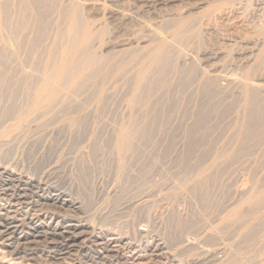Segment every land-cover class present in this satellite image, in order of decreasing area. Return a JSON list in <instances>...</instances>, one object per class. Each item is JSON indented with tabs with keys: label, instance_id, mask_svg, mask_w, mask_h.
Listing matches in <instances>:
<instances>
[{
	"label": "bare ground",
	"instance_id": "6f19581e",
	"mask_svg": "<svg viewBox=\"0 0 264 264\" xmlns=\"http://www.w3.org/2000/svg\"><path fill=\"white\" fill-rule=\"evenodd\" d=\"M53 10H57L60 13V15L64 18V29L61 32V34H59V38L57 39V42L54 43L55 45L51 49L47 50L45 63H43V67L42 66L40 67L41 70H38L37 64L35 65L37 67V69H36L37 72L40 71V75L38 77L39 78L38 82L34 81L33 79L30 80L31 82H28L29 80L27 81V85L29 83L31 84L33 81L34 82L32 84L33 85L36 84L34 86V88L29 87L30 85L28 86L29 88H31V91H30L31 93L30 92L28 93V95L30 94V102H29L28 106L22 108L20 111L18 110V115H17L15 121L13 122V124L12 125L10 124L11 126L7 125V127H4L2 130L0 129V139H1V137H3V138L9 137L10 135H13V133L15 134V132H17L19 129H21V131H22V128L26 127V124H27L26 122L28 119H30V122H31L35 118V121H36V116L35 117L33 116V118H32L33 120H31V117H32V115H38V112H41V113H44L47 115H50V114L53 115V113L56 111V108L54 109V112H52L50 114H48V113L54 107H56V105H57L56 103L59 102L58 101L59 99H61L60 102L62 103V105H60V107L61 106L63 107V105L67 106V103H69L68 102L69 99H74V102H75V98H76L77 94H79L78 92H81L82 90L84 92L85 89H88V92H89L90 89H93L89 93H91L90 95L94 101L95 108L97 110L95 108L94 109L96 110L95 112H97V111H99V109L102 108L103 105L106 104V103L104 104L105 101L109 102V97H111V96L113 97V95L116 94L117 92H118L117 94L119 95V92L122 91L124 93V95L126 94V96H127V98L124 96L126 98L124 100V102L126 101V106L128 107L127 109H128L129 114L127 113L128 114L127 115L126 113H124L127 116L125 118L123 117L122 119H120V121L118 120V122L113 127L114 131L112 130L114 133L113 134L114 140H113V145H112L113 149L112 150H114L113 154L115 157V159H114V157H113V159H114V161L116 160V163H115L116 167H117L116 170L117 171L119 170L118 172L120 174V171L123 170L128 165V164L125 165V163L127 162L126 158L129 157L134 152V150H136V147L138 148V146H136V144H137L136 139H137V136H139V134L141 132L143 133V131L146 130L145 126L148 125L149 123H151L152 121H154L155 119H158L159 117H161L164 113L168 114V112L172 111V109L175 110L174 106L176 105L177 101L182 105L183 102L181 103V101L187 99V97H186L187 95L183 93V92H186V90H187V89L185 90V88L187 86L192 85V83H195V84H197L195 92H197V96H198V99H200V101H198L199 103L197 104L195 110H193L195 118H194L193 124L190 127V132H189L190 143L192 140L194 141V139H197V141H198V139H200V141H202L201 139H204L206 136L205 132H204V131H206L205 130V124L208 123V121H210L211 117L213 118L217 115L220 116L222 113L224 114V113H227L229 111L232 112L233 109L236 110L237 107H235V105H237V104H235V102L239 103L238 108L235 112H238L239 114L238 113L237 114L240 115L239 119L235 122V124L233 123L235 125L234 130L236 132V133L234 132L235 134H233L235 136V138L233 136L235 150H231V149H227L228 151L223 150L224 153L223 154H222V152L218 153L219 156H217L218 154L214 156L212 153V155L214 157V158H212L213 160H211L212 162L209 165H204L205 167L204 166L201 167L200 170L198 171L196 177H195V178H197L195 180V182L199 183V186H197V187H199V190H197V188H196L197 192L199 191L198 192L199 193L198 200H199L201 206L203 207V209H205L207 207L209 199H211V197H210L211 195L209 194L210 185L212 183V180L210 178V174L214 172V171L211 172V170H214L213 168H216L215 166H217L219 164V158L221 156H223L224 162L225 161L231 162L232 160H234V158L236 156H238L239 153H241L242 151H245L247 146L257 144L264 137V0H0V32L3 31L4 29H8V31L11 33L10 39L8 38L10 41L8 40L9 42L8 41L6 42V40H5L6 43L4 42L5 44H2L3 49L0 50L1 51L0 53L2 55V56L0 55L1 56L0 59H1V61L3 60V64H4L3 66L6 65L4 63V62H6V60L9 61V58L16 56L17 53L19 54L20 51L16 53L17 48H19L20 46L22 47V45H24L26 42L29 43V44H27V43L26 44L29 45V47L31 48V52H30L31 54L28 52L29 53L28 55L29 56L31 55L30 57H32L33 49L36 50L35 46L37 45V43H40L39 39H41L42 36L44 35L45 31H47L46 30L47 22H49L48 18H49V15L53 12ZM104 15L107 16L106 19L108 18L109 23H102L101 22V19ZM29 31L32 32V34H31V36H28V38H27V35H28L27 32L29 33ZM25 38H27V39L25 40ZM1 40L4 41L3 39H1ZM1 40H0V42H1ZM205 43L208 46H206ZM37 46H39V45H37ZM203 47H204L203 58L201 59L202 63L199 64V59L197 58L196 54L199 50H202ZM18 50H20V49H18ZM231 52H234V55H231L232 57L234 56L233 58L229 57V54ZM33 55H35V54H33ZM18 56H16L17 60H18ZM35 57H36V55H35ZM13 58H12V60H13ZM1 61H0V64H2ZM31 64H33V63H31ZM3 66L0 65V67H1L0 68V75L3 74V72L1 71V69H4ZM27 66H28V64H27ZM32 67L33 66H31V69L33 70L34 68H32ZM227 67H229V69H230L229 72H228V69L226 71ZM7 71L8 70H6V72ZM10 72H11V69H10ZM13 72L14 71H12V73ZM23 72H26V69H25V71L23 70ZM8 73H9V71L7 72V74ZM27 73L29 74V71ZM9 74H11V73H9ZM24 74L25 73H23L22 75H24ZM31 75H34V73L32 72ZM3 76H4V74H3ZM3 76H0V77L3 78ZM5 76H4V78H5ZM8 76H7V78H8ZM35 76L36 75H34L33 77H35ZM12 77H13V79H15L14 78L15 76L13 74H12L11 78ZM24 77L21 76V78H19V79L22 80ZM26 77L23 79L25 83H26V81H25ZM16 78L18 79L17 76H16ZM28 78H29V76H28ZM31 78H32V76H31ZM35 78H37V77H35ZM5 80H6V78H5ZM35 80H37V79H35ZM7 81H8V79L6 80V82ZM9 81H11V79ZM1 82H3L2 84L5 83L2 80L0 81V83ZM12 82H14V80ZM12 82H11V84H9V87H10V85L16 83V81L14 83H12ZM116 82L119 83V85H117ZM7 83L4 84V86H6V85L8 86ZM22 84H23V82H22ZM22 84H21V86H23V87H24V85L26 86V84H23V85ZM32 84H31V86H32ZM110 84H112L111 90H109V87H108V85L110 86ZM15 85H18V83ZM19 86H18V88H19ZM20 88H22V87H20ZM4 89L5 88H3V90ZM10 89L12 91L11 87H10ZM25 89H27V88L24 87V90ZM231 89L236 90V92H233V94L235 93L234 97L232 94L233 99L231 98L232 100H230V102H228L226 104L221 103L220 102L221 99H218L217 97L218 96L221 97L220 95H223V97H224V94L225 93L227 94V92H229ZM1 90L2 89H1V84H0V92H1ZM21 90H23V89H21ZM6 91H8V88ZM16 91H14V92H16ZM2 92H4V91H2ZM12 92H11V94H12ZM23 92H24V97H25V91H23ZM85 93H83V94H85ZM2 94H4V93H2ZM13 94L15 95V93H13ZM7 95L9 96V93H6V96ZM14 95H11V98L16 97ZM118 95H116V97ZM160 95L165 96V99H163V97H161V99H163V101L165 100L164 104H162V102H160L161 99L159 100ZM1 96H3V98H5L4 95H1ZM21 97L22 96H20V98ZM114 97H115V95H114ZM9 98H10V96H9ZM228 98H229V96H228ZM26 101H24V102H26ZM83 101H82V103H83ZM76 102H77V104H79L80 101H76ZM82 103L79 105H77L75 103L77 105V107H75L74 114L72 113L74 116L71 115V117H67L68 119L66 121H62L63 122L62 124H65L64 126L71 128V127H74L75 125H79L80 123L82 124V121L84 118H85V122L83 121V125H84V123L86 124V121H88L87 119H89V118L85 117L86 114H88L87 112H85L84 115H83V113H81L83 110L85 111L84 107L86 106V105L84 106V104H82ZM111 103H113V102H111ZM20 105H21V103H20ZM18 106H19V104H18ZM23 106H24V104H23ZM69 106H70V103L67 106V108H69ZM57 107H59V106H57ZM3 108H4V106H3ZM8 108L11 109L12 107L9 106ZM8 108L7 109L4 108L3 111H5V109H6V111L8 113H12V112H9L10 110ZM17 108L18 107H16L15 109L17 110ZM19 108H21V107H19ZM104 109H105V107H104ZM137 109H139V110L141 109V112H144L143 113L144 116L142 115V117H140V114L139 115L133 114L136 112ZM60 110H61V108H60ZM76 110L81 111L80 112L81 114L78 113ZM3 111H2V113H3ZM0 112H1V110H0ZM8 113L5 115L6 117H7ZM58 113H59V111H58ZM62 113H63V110L60 114H62ZM101 113H103V112H101ZM15 114H16V112H15ZM63 114L64 115L62 117L67 115L66 113H63ZM68 114H70V112ZM75 114H77V115H75ZM96 114H94V116ZM0 115H1V113H0ZM89 115H90V113H89ZM40 116H39V118H40ZM54 116H55V114H54ZM68 116H70V115H68ZM136 116H139V120H140V118H143V117H144V119L142 121H139ZM56 117H59V116H56ZM118 117H120V116H118ZM51 118H49V120ZM54 119H53V121H54ZM63 119L65 120L66 117H64ZM1 120H0V124H1ZM219 120H220V118H219ZM43 121L44 120L40 121L41 124ZM156 121L158 122V120H156ZM44 122H47V121H44ZM48 123H49V121H48ZM24 125H25V127H24ZM43 125H46V124L43 123ZM29 126L30 125H28L27 127H29ZM81 127H82V125H81ZM165 127H166V125H165ZM41 128H42V126H41ZM75 128H76V126H75ZM149 128H150V126H149ZM218 128H219V126H218ZM162 129L163 128H161V130ZM74 130H76V129H74ZM79 133H80V131H79ZM92 133H94V132H92ZM145 134H147V133H145ZM143 135H144V133L142 134V136ZM142 136L140 135V137H142ZM144 137H145V135H144ZM146 137H147V135H146ZM146 137H145V139H146ZM111 138H112V135H111ZM5 139H7V138H5ZM95 139H93V140H95ZM138 139H139V137H138ZM142 140H141V142H143ZM231 141L233 143L232 138H231ZM1 143L2 142L0 141V144ZM102 143L104 144V142H102ZM211 143H213V141L210 142V144ZM140 144H142V143H140ZM250 148H252V147H250ZM105 149H107V148L105 147ZM135 152L137 153V151H135ZM206 153H207V151H206ZM133 154L131 156H133ZM220 154H222V155H220ZM111 157H109V158H111ZM127 159L129 161V158H127ZM221 159H222V157H221ZM221 159H220V161H221ZM59 160H60V158H59ZM4 165H7V164H4ZM190 165H191V163H190ZM202 165H203V163H202ZM11 166H14V165H11ZM145 166H148V165H145ZM186 167H187V164H186ZM134 168H136V167H134ZM146 169H148V168H146ZM137 170H139V169H137ZM189 171H186V172H189ZM183 173H184V171H183ZM0 175H3V177H5V178H3L4 181H6V183H4V187H6L8 189L9 186L11 188V185L14 184L13 188L16 192V193H13V191H12V193L9 192L10 194H8L7 193L8 190L4 189L3 195L6 197L5 199H7V200H5V199L4 200L8 201L7 202L8 205H5L4 207L0 208V239H1L0 242L3 240L4 243H7L6 246L9 248V250H10L9 252L12 253L13 256L19 255V257L23 258V256L27 255L26 254L27 250L24 251L23 249L25 248V246H27L29 244V242L33 243V241H29L27 239L28 237L26 235H24V234H27V233H24L22 230L24 228V223H22L20 221L21 219L20 220H18V218L16 219V216H14L15 210L14 209L12 210L11 208L15 204H21L22 201L24 202V200L27 198V197H25L26 187L28 185H30L31 183H33V181L29 177H26V176L21 175V174H17L14 171L9 170V167L3 168L0 166ZM185 178H186V175L183 179L185 180ZM131 182H132V180H131ZM193 188H194V186H193ZM30 189H29V191H31ZM33 191H32V193H33ZM140 192H139V194H140ZM256 192H259V193H256ZM63 193H64V191H63ZM250 193H252V192L250 191ZM250 193H248L245 196L246 199L243 197L245 199V200L243 199V202H241V199H240V202L237 201L238 204L239 203L240 204L239 205L237 204V206L235 205V207L232 206L233 207V208H231L232 210H230V211L228 210L229 213H227L228 212L227 211L226 212L227 214L224 216V219H225L224 221H227V222H225L226 224L227 223L230 224L229 221L231 223L237 222L236 224H238V222L242 221L243 222L242 224H246V222H249V220L252 218V213L253 212L255 213L258 211L252 210L253 211L252 213L249 211L251 213V215H250L251 218H250V216L247 215L250 218V219L248 218L249 220L247 219L248 220L247 221L245 219V218H247V217H245L246 215L244 216L245 211L242 210L243 205L246 204L247 207L251 206L250 208L248 207V209H250V210L253 209L254 206H255V208L257 206L260 207V209L259 208L258 209L261 211V214L259 211L260 215L257 213L258 216L256 215L255 218H253L256 220V223H254V225H250V223H251V221H250L249 224L247 223L248 224L247 226H245V225L243 226L245 228L242 229L243 230L242 239L247 241V242H249V241L252 242L253 239L258 238L257 236L260 232L262 234H264V190L253 192L256 194H253V193L250 194ZM248 195H249V197H247ZM65 198H63V196H61V195L58 197L55 195V197H52L51 200L53 202H56V203L58 202L60 204V206H63L64 208L70 207L76 213H78L81 209H83L82 205L77 203L76 200L75 201L71 200L72 198L67 200ZM162 198H164V197H162ZM34 202H36V201H34ZM25 203H26V201H25ZM43 203H40V204L43 205ZM92 203H93V201H92ZM17 207H19V206H17ZM142 208H144V207H142ZM26 209H27V207H26ZM33 212H35V211H33ZM80 212H82V211H80ZM247 212L248 211L246 210V214H247ZM37 213H38V211H37ZM24 214H25V212H24ZM29 214H30V212H29ZM34 214H36V212ZM254 215H253V217H254ZM29 216H32V215L30 214ZM22 217H24V216H22ZM34 218H36V217H34ZM195 219H197V217ZM255 220L252 221V224H253V222H255ZM47 221H48V219H47ZM54 221L51 220L50 222H48L49 224H47L46 226H43V227H41L42 225L38 226V225L33 224L32 227L30 228V232L32 234H35L36 236H40V234L45 233L46 235L48 234L51 237L57 236V235H61L62 237H65V238L67 237L68 238L67 239L68 240V246L64 250H72L75 246L74 243L77 241L78 237L85 236L86 234H89L90 228H89L88 223H79L80 221L75 222L73 219H70V220H67V222H69V224L67 223L65 226L63 224H61V225H63V227H60L61 225L59 226V221L56 220V223ZM25 222H27V220ZM190 223L188 222L187 224L189 225ZM235 223H233V224H235ZM240 224H239V226H240ZM186 227H188V226H186ZM171 229H172V227H171ZM186 229H188V228H186ZM16 230H18V231L20 230V234H22L20 236L18 235V238L16 236L15 237L11 236V235H13V232ZM25 232H27V231H25ZM91 234H93V233H91ZM218 234H219V232H218ZM113 235H115V234H113ZM122 236L123 235H121L120 237L122 238ZM36 240L40 241V239H36ZM94 241L96 242V244L98 242L99 243L98 247L101 248V251H99L97 253L98 254L97 258L99 260H102L108 256L111 258V259L110 258L109 259L112 260L113 257H111V256H114L117 261L122 260L126 264H134L135 263V256L134 255H129V254L125 255V254H123V252L122 253L119 252L118 249H121V248H118V245H119L118 243L122 241L121 239H114V238L108 239V237L105 238L103 235H100V236H96L94 238ZM149 243H151V242H149ZM261 244H263V243H261ZM152 245H154V246H152ZM152 245L151 246L155 249H158V247H159V244L156 242H153ZM122 247H123V245H122ZM21 249H22V251H21ZM133 249H131V250H133ZM64 250H63V253H64ZM229 252H231V251H229ZM150 253H149V255H150ZM153 253H155V252H153ZM159 253L162 254V252H159ZM133 254H135V253H133ZM138 254H139V252H138ZM143 254H145V253H143ZM143 254H141V256ZM72 255H73V253H72ZM145 255H148V253ZM145 255H144V257H145ZM13 256H11V259ZM30 256H32V255H30ZM70 256H68V257L70 258ZM94 256H96V255H94ZM141 256H140L139 260L142 261L143 258L141 259ZM159 257H160V255H159ZM55 259H57V258H55ZM146 260L147 261H145V262H147V263L150 261L149 258ZM228 260H229V264H232V263L237 264V262H235V261H237V260L241 261V252L237 251V248H236L235 250H233L229 254ZM228 260L225 261L226 262L225 264L228 263L227 262ZM96 262H98V261H96ZM137 263H138V260H137ZM139 263L143 264L144 262H139ZM87 264H88V262H87Z\"/></svg>",
	"mask_w": 264,
	"mask_h": 264
},
{
	"label": "rangeland",
	"instance_id": "374dc122",
	"mask_svg": "<svg viewBox=\"0 0 264 264\" xmlns=\"http://www.w3.org/2000/svg\"><path fill=\"white\" fill-rule=\"evenodd\" d=\"M106 17H107L106 15L102 17L101 19L102 23H109V20L108 18L106 19ZM48 21H49L47 22L48 29L46 28L47 31H45L44 33L45 36L43 35L42 38L39 39L40 43H37V45L39 46L36 45L35 46L36 50L33 49L32 51V53L35 54L36 57L33 54H32V57H30L31 55L30 56L28 55L31 52V48L29 47V45H27L29 43L25 41L27 44L24 42L25 44L22 45V47L20 46L21 48L20 47L17 48L16 53L20 51L19 54L18 53L17 55L15 54L16 56L19 55L18 60L16 56H13L14 58L13 57L9 58L10 62L6 60V62H4L6 65L3 66L4 65L3 60L1 61L0 59L2 63L0 65L4 67V69H1V71L3 72L4 76L6 75L5 76L6 80L8 79L7 81L8 83H7L3 74L0 75V76H3L4 78L3 79L0 77L1 78L0 81L2 80L5 82L4 84L6 83L8 84V86L7 85L4 86V84H2L3 82L0 83L1 89H2L1 92L4 91L2 92L4 94L0 92V102H1L0 103L1 104L0 105L1 106L0 107V110H1L0 118L2 119V120L0 119L1 120V124H0L1 130L4 127H7V125L11 126L13 124V122L15 121L18 115V110L20 111L22 108L28 106L30 102V94L28 95V93L31 91V88L32 87L34 88V86L36 85V84L33 85L32 83L34 81L38 82L39 80L38 77L40 75V71L37 72L36 69L38 67V70H41L40 67L41 66L43 67V63H45L47 50L51 49L55 45L54 43L57 42V39L59 38V34H61V32L64 29V18L60 15V13L57 10H53V12L49 15ZM27 34L26 35L28 38V36H31L32 32L29 31V33L27 32ZM10 35L11 33L8 31V29H4L3 31L0 32V40L1 39L4 40V41L1 40L0 48L3 46L2 44H5L10 39ZM27 38H25V40ZM206 43L205 45L208 46ZM204 47L202 50H199L196 54L197 58L199 59V64L202 63L201 59L203 58ZM2 49L3 47L0 50ZM231 53L229 54L230 58L232 57L231 55H234V52H231ZM36 64H37V67L35 66ZM31 66H33L32 67L34 68L33 70L31 69ZM10 69H11V72H10ZM25 69H26V72H23V70L25 71ZM227 69L229 72L230 71L229 67L226 68V71ZM6 70H8L9 73L11 74L9 73L7 74L8 71L6 72ZM27 70L29 71V74L27 73L28 72ZM12 71H14L15 73L14 72L12 73ZM31 71L34 73V75H36L35 77L37 78L33 77L34 75H31L32 74ZM23 73H25L26 75L25 74L22 75ZM12 74L15 76L14 77L15 79H13V77L11 78ZM16 76L18 77V79L16 78ZM21 76L22 77L27 76L25 80L26 83L23 80L25 77L22 80L19 79L21 78ZM28 76L30 79L28 78ZM9 78L11 79V81H9L10 80ZM12 79L14 80V82L16 81L15 84L18 83V85L12 84L10 85V87L12 88V91L19 90L18 92L17 91L12 92L9 87V84H11V82L13 81ZM32 79L34 80L31 83L32 86L30 83L27 85V81L29 80L28 82H31L30 80ZM22 82L23 84H26V86L24 85V87L27 89L24 90V87L21 86ZM116 84L119 85V83L117 82ZM196 85L197 84L192 83V85L187 86L185 88V90L186 89L187 90L186 92H183V93L187 95L186 96L187 99L181 101V103L183 102L182 105L177 101L176 105L174 106L175 110L172 109V111H169L168 114L164 113L161 117H159L158 119H155L154 121H152L151 123L145 126L146 130L145 129L144 130L146 132L143 131V133L145 137L147 135L146 139L144 135L142 136L143 134L142 132L139 134V136H137L136 146H138L139 149L135 146L136 150H134L133 152L134 154L132 153L133 156H131L132 155L131 154L129 157H127L129 158V161L126 158V161L128 163L126 162L125 165L127 164L128 165L123 170H121L122 172L120 171V174L118 172L119 170L118 171L116 170L117 169L116 164H115L116 160L114 161L115 157L113 154L114 150H112L113 149L112 145H113V140H114L113 139L114 137L113 127L118 122V120L120 121V119H122L123 117L125 118L129 114L128 109H127L128 107L126 106V101L124 102L127 96L126 94L124 95L122 91L119 92V95L117 94L118 92L114 94L115 97L114 95L113 97L111 96L112 98L109 97V102L108 101L104 102V104L105 103L106 104L102 106L103 109L101 108L99 109V111L95 112L97 109L95 108L94 101L90 95L91 93H89L93 89L89 88L90 89L89 92H88V89H85L84 92L82 90L81 92H78L79 94H77L75 98V102H74V99L68 100V102L70 103V106H69L70 109L67 108L69 103H67V106L65 105L66 107L64 105L63 107L62 106L60 107L62 103L60 102L61 99H59L58 100L59 102L56 103L57 104L56 107H54L48 113L50 114L54 112V109L56 108V111L53 113V115L52 114L47 115V114L38 112V115H32L31 117V120H33L32 119L33 116L34 117L36 116V121L34 118V120L31 121L32 122L31 123L30 119H28L26 122L27 123L26 127L24 125L25 128H22V131L21 129H19L18 130L19 132L17 131L18 133L17 132H15V134L13 133V135H10L11 137L10 136L4 137V138L1 137L2 140L0 139V141L2 143L0 144V147L1 146L2 147L0 148V166L3 168L9 167V170H12L17 174H21L26 177H29L33 181V183L30 184L31 186L30 185L27 186L29 189L31 188L30 189L31 191H29V189L26 187L25 192L28 195L25 193V197L27 198L24 200V202L22 201L23 203L21 202V204H15L11 208L12 210L13 209L15 210L14 216H16V219L17 218L18 220L21 219L20 221L24 223V228L22 230L24 233H27L24 235L28 237L27 239L29 241H33V243L29 242V244L25 246V248L23 247L24 251L27 250L26 251L27 255L23 256L22 258V257H19V255L13 256L12 253L9 252L10 251L9 248L6 246L7 243H4V241L2 240L0 242V264H72V263L73 264H81V263L87 264V262L88 264H126L122 260L117 261L114 256H111L113 257L112 260H110L111 258L109 256L105 257L102 260H99L97 258V255H98L97 253L101 251V248L98 247L99 243L97 242L96 244V242L94 241V238L100 235H103L105 238L108 237V239L110 238L121 239L122 241L118 243L119 244L118 248H121V249H118L119 252L120 253L123 252V254L125 255L126 254L134 255L135 256L134 264L137 263V260H138L137 264H141L139 262H144L143 264H151V263L152 264H225L226 263L225 261L228 260L229 254L236 248H237V251L241 252V261L239 260L235 261L237 262V264H264V245H263L264 244L263 242L264 234L260 232L261 234L260 233L258 234L257 236L258 238H255L256 240L253 239L252 241L253 243L250 241L247 242L242 239V232H243L242 229L245 228L243 226L244 225L247 226L250 223V221H251L250 225H254V223H256V220L253 218H255L257 213L259 214L260 207L257 206L255 208V206L254 207L252 206L253 209L250 210L248 209V207L250 208L251 206L247 207L246 204L243 205L244 209L242 208V210L245 211V213L244 212L243 213H244V216L246 215L245 217H247L245 218L246 220L249 218L248 216H250L253 211H256V210L258 211V212L252 213V218L250 216L251 219L249 218L250 220L248 219L249 222H246V224H242L243 223L242 221L238 222V224H236L237 222L231 223L229 221L230 224L228 223L226 224L225 222L227 221H224L225 220L224 216L227 213H229L230 210H232L231 208L235 207V205L237 206L238 202H240V199H241V202H243V199L244 198L246 199L245 196L248 193H250V191L253 193L255 191L264 190V137L257 144L247 146L245 149L246 152L242 151L231 162H227V161L224 162L223 156H221L222 159L221 157L219 158V164L217 165L219 168L215 166L216 168H213L214 170H211V172L214 171L213 172L214 174L213 173L210 174L212 183L210 185L209 194L211 195L210 196L211 199H209L207 207L203 209V207L201 206L198 200L199 191L197 192V190H199V187L197 186H199V183L195 182V180L197 179L195 177L201 167H203L204 165H209L212 162L211 160H213L212 158H214L213 155L215 156L221 152L223 154L225 150L228 151L227 149L235 150L234 148L235 136L233 134H235L236 132L234 130L235 129L234 124L239 119L240 115H238L239 114L238 112H235L239 104L238 102H235V104H237L235 105V107H237L236 110L233 109L232 112L229 111L224 114L222 113L220 116L217 115L213 118L211 117L210 121L206 123L207 125L205 124L206 131L204 132L206 136L204 139H201L203 142L200 141V139H198V141L197 139H194L195 142L192 140L190 143L189 132H190V127L193 124V121L195 118L193 110H195L197 104L199 103L198 101H200V99H198L197 92H195ZM28 86L31 88H29ZM108 87H109V90H111L112 84H110V86L108 85ZM3 88L5 89L3 90ZM7 88L9 92L6 91ZM10 91L12 92V94ZM23 91H25V97H24ZM82 92L83 93L86 92V93L83 94ZM233 92H236V90L231 89L229 92H227V94L226 93L224 94V97L223 95H220L221 97L218 96L217 98L221 100L223 99L222 101L220 100V102L226 104L230 102V100H232L233 97L235 96V93L233 94ZM6 93H9L10 98H11V95H14L13 93H15L14 96L16 97H12L10 99L8 95L6 96ZM232 94H233V97H232ZM1 95H4L5 98H3V96ZM116 95L118 96L116 97ZM20 96L22 97L20 98ZM161 97L165 99L164 95L163 96L160 95L159 100L161 99ZM163 99L160 100L162 104H164V101H165V100L163 101ZM76 101H80L79 104H81L83 101L82 104H84V106L86 105L84 107L85 111L84 110L82 112L78 110L76 111L78 113L80 112L83 113V115L85 114V112H87L88 114H86L85 117L89 119H87L88 121H86V124L84 123V125H83V121L85 122V118L83 119L82 124L80 123L82 127L79 124V125H75L76 128L75 126L68 128L67 126H64L65 124H62L63 123L62 121H66L68 119L67 117H71V115L74 114L75 107L79 105L77 104ZM22 103L24 104V106ZM8 105L12 108L14 107L13 108L14 110L12 108L11 109L8 108L9 107ZM3 106L6 109L8 108L10 110L9 112H12V113H8L5 109V111L8 113L7 117L5 116L7 113L3 111L4 110ZM57 106H59L61 110ZM16 107H18L17 110L15 109ZM63 108L64 109L66 108L68 111L66 109L64 110ZM62 110H63V113L67 114L64 116L66 117L65 120L63 119L64 117H62L64 114L63 113L60 114ZM100 111L103 113H101ZM69 112L70 114H68ZM136 112L133 114L135 115L140 114V117H142V115L144 116L143 114L144 112H141V109L140 110L137 109ZM124 113L126 114L128 113V114L126 115ZM94 114L96 115L94 116ZM56 116H59V117H56ZM136 117L139 120V116H136ZM49 118L51 119L49 120ZM143 119L144 117L140 118L139 121H142ZM42 120L47 121V122L43 121L41 124L40 121ZM156 120H158V122ZM43 123L46 125H43ZM28 125L30 126L27 127ZM161 128L163 129L161 130ZM111 135H112V138H111ZM140 135L142 137H140ZM231 138L233 139V143L231 141ZM141 140L143 142H141ZM212 141L213 143H211L212 144L211 145L210 142ZM102 142H104V144ZM105 147L107 149H105ZM135 151H137V153ZM217 156H219V154ZM4 164H7V165H4ZM186 164H187V167H186ZM11 165H14L15 167ZM145 165H148L149 167ZM182 170L184 171V173ZM185 170L186 171L190 170V171L186 172ZM185 175H186V178L184 180L183 178L185 177ZM3 178L5 177H3V175H0V188H1L0 189V208L4 207L5 205H8L7 203L8 201H5L7 199H5L6 197L3 195L4 189H7L6 187H4V183H6V181H4ZM131 180L133 183L131 182ZM13 187H14V184L11 185V188L10 186L8 187L7 189L8 194H10L9 192L12 193V191L13 193H16ZM138 191L139 192L141 191L140 194ZM57 192L61 196H63V198L66 197L65 199L67 200L71 198H72L71 200H74V201L76 200L77 203L82 205L83 209L80 210L82 212L79 211L78 213H76L70 207L64 208L63 206H60L58 202L57 203L53 202L51 200L52 197H55V195L57 197L60 196ZM256 193H259V192H256ZM256 193H253V194H256ZM249 195L247 197H249ZM25 201L27 204L25 203ZM40 203H43V205ZM32 210L35 211L37 215L34 214L35 212H33ZM246 210L248 211L247 214H246ZM24 212L26 215L24 214ZM29 212L32 216H29L30 215ZM260 214H261V211H260ZM33 216L36 218H34ZM196 217L197 219H195ZM70 219H73L75 222L80 221L79 223H88L89 228H90L89 234H86L85 236H80L77 238V241L74 243L75 246L72 249L73 251L64 250L68 246L67 237L65 238V237H62L61 235H57L59 238L57 236H52L53 237L52 238L51 236H49L48 234L46 235L45 233L40 234V236H36L35 234H32L30 232V228L32 227L33 224L38 225V226L42 225L41 227H43L49 224L48 222H50L51 220L53 221L55 220L54 221L55 223L57 220L59 221V226L61 224L65 226L67 223L69 224L67 220H70ZM26 220L27 222H25ZM253 220H255V222H253L252 224ZM188 222L189 223L191 222L189 224L190 226L187 224ZM63 225H61L60 227H63ZM18 235L19 236L22 235L20 234V230L14 231L13 235L11 236L13 237L16 236L18 238ZM121 235H123L122 238L120 237ZM36 239H40V241ZM153 242H156L159 244L158 249H155L152 247L154 246L152 245ZM260 242L263 244H261ZM63 250H64V253H63ZM138 252L140 255L138 254ZM159 252H162V254ZM143 253L145 254L148 253V255H145ZM141 254H143L142 255L143 257L141 256ZM11 256H13L12 259H11ZM68 256H70V258ZM140 256H141V259L143 258L142 261L139 260ZM54 257L57 259H55ZM148 258L150 261L147 263L145 261H147L146 259ZM227 262H228L227 264H229V260Z\"/></svg>",
	"mask_w": 264,
	"mask_h": 264
}]
</instances>
